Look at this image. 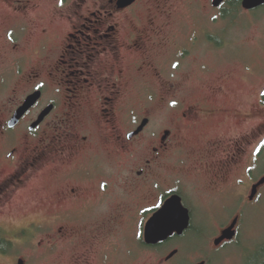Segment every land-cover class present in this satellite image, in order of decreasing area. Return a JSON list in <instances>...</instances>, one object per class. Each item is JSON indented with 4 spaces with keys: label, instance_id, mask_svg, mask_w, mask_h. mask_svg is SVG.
Masks as SVG:
<instances>
[{
    "label": "flooded vegetation",
    "instance_id": "af4514ba",
    "mask_svg": "<svg viewBox=\"0 0 264 264\" xmlns=\"http://www.w3.org/2000/svg\"><path fill=\"white\" fill-rule=\"evenodd\" d=\"M1 1L10 22L0 30L7 47L0 56L8 53L11 64H4L0 76L1 92L9 93L0 102V218L8 211L20 212L23 198L41 188L43 200L34 209L48 208L50 222L33 223L17 234L45 236L47 245L40 247L47 249L51 264H136L153 253L162 256L157 257L162 264H179L177 244L186 236L218 232L217 242L239 219L236 241L243 187L250 183L253 192L264 180L253 182L264 163V147L253 156L264 142V124L244 138L232 131L230 110L195 100V66L187 65L202 53L223 55L226 40L215 34V24L235 11L230 2L215 8L211 0L205 8L197 0L187 1L192 22L197 12L199 17L207 13L214 24L207 35L210 50L197 42L195 33L184 38L183 25L189 26L185 18L175 27L176 0H137L133 5L125 0H64L62 7L59 0ZM151 7L154 17L147 22ZM36 13L46 16L42 20H48V27L33 29ZM212 13L222 19L214 21ZM37 36L39 47L33 52L28 43ZM173 63L179 67L172 68ZM33 98L35 104L17 122ZM199 135L209 138L202 141ZM117 182L130 190L122 217L146 221L138 257L134 243L126 241L133 231L117 229ZM263 189L255 202L251 193V204L261 199ZM189 195L196 196L199 207H188ZM175 197L190 212L189 230L148 246L153 202ZM201 213L212 226L198 228ZM229 218L233 221L225 227ZM13 244L0 225V256ZM261 260L264 264V251Z\"/></svg>",
    "mask_w": 264,
    "mask_h": 264
},
{
    "label": "rangeland",
    "instance_id": "374dc122",
    "mask_svg": "<svg viewBox=\"0 0 264 264\" xmlns=\"http://www.w3.org/2000/svg\"><path fill=\"white\" fill-rule=\"evenodd\" d=\"M187 1H174L178 16L176 21L178 23L175 27L179 28V24L185 18V20L189 21V26L183 25L184 38H189L195 33L199 39L197 42H200L201 46L213 50L214 48L207 44L208 31L212 27L214 28L211 18L207 13H205L206 16L199 17L196 12L192 22V14L187 6ZM210 1L197 0L205 8L210 7ZM228 1L231 5L236 3L239 6L240 3V0ZM207 11L210 10L207 9ZM240 11H238V14L233 13L232 17H228L225 20L226 22L217 21L215 24L218 27L217 31L225 29L222 32L215 31V34L219 35L220 40H226L227 46L223 55L220 58H215L202 53L198 60L192 58L187 62V65L190 62L189 66H195L193 70L195 71L196 79L195 100L230 110L231 112L227 116L230 127L232 131L237 130L238 135L243 133L244 138L248 132H252L256 125L264 124V107L261 105L263 96L260 95L261 92H264V8L255 12H245L243 9H240ZM7 12H9L8 8L0 0V30L10 22ZM39 14L36 13V17H33L35 18L34 30L48 27V24L45 23L48 20H42L46 16L43 13ZM212 15L216 19H222L221 15L218 16V14L214 13ZM152 17H154V11L151 7L149 14L145 15V20L152 19ZM49 21L51 22V20ZM168 24L172 28L170 21ZM18 35L19 33L14 38L17 39ZM38 42V36L31 38L29 41L28 45L32 46L33 52L37 51ZM184 46L189 47V41H184ZM3 49L6 51L7 47L0 40V53L1 51L3 52ZM4 64L7 66L11 64L8 53L0 56V76L3 72ZM202 65H205V68H202ZM1 93L3 96L0 95V102L7 100L9 93L5 96L3 92ZM208 138H203L201 135L198 136V139L202 141L208 140ZM193 153L198 152L193 151ZM191 169L190 171H192ZM263 176L264 163L253 174V182L260 181ZM243 179L245 180L244 173ZM185 183L188 182L185 181ZM116 187L120 199L118 202L120 219L117 221V229L121 233H126L129 229L134 232H132L134 238H131V233L126 237V241L134 243L136 246L135 255L138 257L142 254L143 227L146 221L145 219L136 218L131 220L126 213V217H122L126 208L125 204L129 201L127 198L130 190L123 182L120 184L117 182ZM251 187L250 183L243 187V217L241 218L239 238L235 242L217 250L215 249V242L220 237L218 236L220 233L211 232L205 236L197 233L189 234L177 244L182 252V255L176 260L177 263L262 264L261 254L264 251V189L261 193V199L256 204H251L249 201L252 193ZM194 197L196 196L189 195L186 197V204L192 209L199 207ZM42 200L41 188H37L32 196L28 195L23 198L19 207L20 212L8 211L0 218V225L4 227L8 238L14 241L13 248L4 256H0V264H19L20 260L26 261L27 264H51L47 249L40 247L41 245H47L45 236L40 235L35 239L33 237L38 233L31 232L26 239L24 236L17 234L22 230L28 229L33 223L44 224L50 222V213L49 210H46L48 208L34 209V203ZM232 221L233 218L225 220V227L231 224ZM196 224L198 228L202 229L204 226H212L213 222H209L208 217L201 213L197 216ZM16 235L18 236L15 238ZM170 253L172 251L167 255ZM159 256L156 253L144 256L138 259L136 264H162V259L157 258Z\"/></svg>",
    "mask_w": 264,
    "mask_h": 264
},
{
    "label": "water",
    "instance_id": "95a60500",
    "mask_svg": "<svg viewBox=\"0 0 264 264\" xmlns=\"http://www.w3.org/2000/svg\"><path fill=\"white\" fill-rule=\"evenodd\" d=\"M129 1V5H133L137 0ZM225 0H215L214 7L220 8ZM242 8L246 12H255L264 8V0H243ZM36 102V98L31 99L23 109L22 113L17 118V122ZM264 188V180L260 182L252 192L251 202H255L259 195V191ZM169 212L166 217L162 218L158 223L152 227H147L146 243L150 247H157L163 243L168 242L176 234L183 236L190 228V212L183 206V201L180 197H175L168 203ZM239 224V219L233 224L232 228L223 234V237L216 242V247L222 246L226 242H234L237 236L236 229ZM173 255L171 257L174 258ZM19 264H26L24 261ZM207 264V263H201Z\"/></svg>",
    "mask_w": 264,
    "mask_h": 264
},
{
    "label": "snow or ice",
    "instance_id": "6c2138e0",
    "mask_svg": "<svg viewBox=\"0 0 264 264\" xmlns=\"http://www.w3.org/2000/svg\"><path fill=\"white\" fill-rule=\"evenodd\" d=\"M59 4L62 7L64 5V0H59ZM213 19H216L215 17H213ZM9 39H11V34L9 33ZM172 68H178L179 64L178 63H173L171 65ZM42 87V86H41ZM261 96H264V92L260 93ZM171 107H175L176 106V101L173 100L171 102ZM264 147V142H261V145L259 147H257L255 149V151L253 152V156H256L258 153H260L261 148ZM251 171V170H249ZM104 185H101V188H104ZM153 209L155 210V216L152 217L151 220H149L147 227H152L154 226L156 223H158L162 218L166 217L168 212H169V206L166 202L163 201H154L153 202Z\"/></svg>",
    "mask_w": 264,
    "mask_h": 264
},
{
    "label": "trees",
    "instance_id": "16d2710c",
    "mask_svg": "<svg viewBox=\"0 0 264 264\" xmlns=\"http://www.w3.org/2000/svg\"><path fill=\"white\" fill-rule=\"evenodd\" d=\"M242 2H243V0H240L239 6L236 3L234 5H232L234 7V9H236V10L234 12H231L230 17H232L233 13H237L238 14V11H240V9H243L242 8Z\"/></svg>",
    "mask_w": 264,
    "mask_h": 264
}]
</instances>
